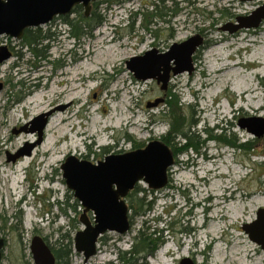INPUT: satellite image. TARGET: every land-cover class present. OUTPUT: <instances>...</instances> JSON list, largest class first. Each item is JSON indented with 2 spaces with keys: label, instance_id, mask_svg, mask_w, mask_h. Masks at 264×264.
Masks as SVG:
<instances>
[{
  "label": "rangeland",
  "instance_id": "rangeland-1",
  "mask_svg": "<svg viewBox=\"0 0 264 264\" xmlns=\"http://www.w3.org/2000/svg\"><path fill=\"white\" fill-rule=\"evenodd\" d=\"M148 2L93 1L91 12L96 10L103 22L93 27L91 35L79 39L70 40L61 17L25 30L19 40L0 36V45L12 54L0 63V237L5 239L0 264H33L29 244L34 235L48 237L49 244L56 247L62 234L72 236L81 229V206L76 211L71 208L74 196L72 199L62 178V160L74 154L95 163L105 155L103 147L110 148L109 153H121L131 150L133 141L160 138L169 129L167 107L163 102L148 108L146 102L161 96L165 99L169 88L178 95L183 119L196 122L194 131L202 139L206 137L203 128L214 129L218 124L238 142L251 140L252 144L242 149L205 138L196 152L188 149L178 154L168 170V183L148 196L155 200L150 213L133 217L123 235L103 233L97 252L85 263L81 254L72 250L69 264L114 262L118 251L131 247L145 219L152 229L168 224L167 234L163 233L162 243L146 264H179L183 257L197 264H242L240 258H244L243 264H264V248L242 229L264 207V134L255 137L238 125L240 118L264 116V21L255 29L244 28L234 34L219 28L225 22L233 23L236 16L251 13L264 0H174L177 9L164 17L167 22L153 18L146 29L141 15L133 14L144 11ZM77 14L67 16L72 19ZM35 30L48 36L38 47L41 55H34L22 42ZM195 33L204 35L209 44L197 52L192 74L171 76L165 91L155 80L138 81L127 70L130 57L152 48L159 54ZM107 40H113L116 52L114 59L104 61ZM98 56L100 63L94 61ZM218 68L225 70L218 72ZM75 86L72 92L78 91L77 99L71 103L72 97L65 94ZM44 112L51 113L43 142L31 155L14 163L7 161L5 152L13 154L36 139V132L15 134L12 128L25 124L29 128V122ZM57 117L65 118L64 122L59 123ZM92 118L97 121L94 128ZM61 128L64 130L59 132ZM77 130L90 135H76ZM215 131L220 133V129ZM24 160L25 165L18 168ZM137 185L148 189L145 182ZM210 185L215 189L211 196ZM23 198L26 201L18 203ZM126 201L128 204L127 196ZM239 202L246 210L232 217L231 206ZM61 208L66 209V215ZM18 211L20 224L14 217ZM156 216L165 222L155 225L152 219ZM75 218L77 223L72 221ZM210 226L215 231L208 234ZM247 250L250 258L244 257Z\"/></svg>",
  "mask_w": 264,
  "mask_h": 264
},
{
  "label": "water",
  "instance_id": "water-1",
  "mask_svg": "<svg viewBox=\"0 0 264 264\" xmlns=\"http://www.w3.org/2000/svg\"><path fill=\"white\" fill-rule=\"evenodd\" d=\"M96 0H0V36H11L19 40L24 31L50 23L55 17L70 15L76 5L84 9V16L91 11V4ZM241 2L246 0H239ZM251 1V0H249ZM264 21V4L258 5L251 13L236 16L235 21L225 22L221 31L229 34L242 29H255ZM204 36L199 33L191 35L179 43H172L169 49L157 54L152 48L142 55L130 57L126 68L136 80L153 79L165 91L171 76L186 72L192 74L193 56L202 47ZM11 51L0 45V63L11 57ZM2 83L0 82V90ZM164 97H156L146 102V107H157ZM51 112L37 115L29 123L12 128V132H36L34 142H26L13 154L6 153V160L14 163L19 157L31 155L35 146L43 142L44 128ZM238 125L251 132L255 137L264 134V116L240 118ZM175 156L169 145L159 138H152L142 148H134L121 153H109L93 163L74 154H68L60 164L62 178L67 189L81 204L79 223L81 229L74 233V251L80 253L83 262H87L97 252V242L104 232L123 235L130 228L129 208L125 197L134 186L145 182L148 189H160L168 183V170L173 166ZM91 215V216H90ZM257 218L251 224H244L242 229L253 242L264 248V207L256 211ZM29 249L34 264H55V258L43 237H31ZM5 239L0 237V260ZM179 264H197L188 257L180 259Z\"/></svg>",
  "mask_w": 264,
  "mask_h": 264
},
{
  "label": "trees",
  "instance_id": "trees-1",
  "mask_svg": "<svg viewBox=\"0 0 264 264\" xmlns=\"http://www.w3.org/2000/svg\"><path fill=\"white\" fill-rule=\"evenodd\" d=\"M171 4H168V2ZM168 4V5H167ZM146 9L142 11L141 9L136 10L134 12V16L136 14L141 15L142 22L144 23V28L147 29L148 23L152 22L153 18H159L167 22L164 17L168 16L169 12L175 13L177 9L176 2L174 0H149L148 4H146ZM150 6V9L148 8ZM71 13H78L75 18L69 19L68 16H61L62 21L68 27V33L71 37L81 38L83 36L91 35L94 26H98L103 22V19L97 13L96 10L90 11L88 16H84V11L81 9L80 5H76ZM223 13V12H222ZM231 15V14H230ZM229 15V16H230ZM146 22V23H145ZM214 22L211 23L212 26ZM31 32V35L24 36L22 42L31 47V51L34 55H41L42 48L38 49L41 46V42L44 39H47V35H39V33ZM28 33V32H27ZM209 42L205 41L202 48L198 51L200 52L203 48H205ZM196 55L194 56V58ZM168 92L165 95L164 106L167 107V124H169V129L166 133L160 136V140L164 141L167 145H169L173 151V155L177 156L178 154L185 153L188 149L191 151L192 149L196 152L199 150L201 145L203 144L205 138L212 140H222L224 143L234 146L236 148L247 149L252 144L251 140L239 141L235 138L233 134H228L227 131L224 130L221 126L217 124L213 129L203 128L202 133L206 135L205 138H201V134L194 131V127L196 122L187 121L184 117H182L180 112V102L176 92L172 91L171 88L167 90ZM190 107V105H189ZM164 109V108H163ZM173 119V120H172ZM172 120V121H171ZM220 129V133H213L212 130ZM132 142V141H130ZM145 143H135L132 142V147L134 148H142ZM110 148L103 147V153H109ZM153 192L151 189L141 188L137 184L134 186L132 191L127 195L128 197V207L131 212L129 215V222L132 224V219L135 216L145 217L146 214L150 213V209L152 208L155 200L153 198H149L148 196ZM72 193V192H71ZM73 197V193L71 194V198ZM73 199V198H72ZM61 204L62 202H57V204ZM80 203L74 198L73 204L71 208L76 211V207L80 208ZM61 213L66 215V209L61 208ZM14 217H17L18 224H20L22 217L20 211L18 214L16 213ZM76 222V218L72 220ZM155 225L156 223H164L165 221L161 218V216H156L153 218ZM149 221L146 219L142 221V225L140 228L136 230V234L133 237L132 245L129 249L118 251L116 254V258L114 262H110L109 264H146L147 257L153 255L154 251L157 250L158 246L162 243V235L168 227V224L163 225L160 228L152 229V225L147 224ZM77 223V222H76ZM72 227L75 226L72 224ZM33 232H37L33 229ZM62 241L57 243L56 247L49 244L48 237L41 236L44 238L46 244L53 253L55 258V264H69V256L72 253L73 247V236H70L68 233H64L61 235ZM101 236L99 240H102ZM161 237V238H160ZM66 240V241H65Z\"/></svg>",
  "mask_w": 264,
  "mask_h": 264
},
{
  "label": "bare ground",
  "instance_id": "bare-ground-1",
  "mask_svg": "<svg viewBox=\"0 0 264 264\" xmlns=\"http://www.w3.org/2000/svg\"><path fill=\"white\" fill-rule=\"evenodd\" d=\"M105 43H107L108 45H105V48H103V55L105 56V60L104 61H106V60H109V59H114L115 58V55H114V53L116 52L115 51V49H114V46L113 45H111L112 43H113V40L112 41H109V40H107ZM104 43V44H105ZM102 58L100 57V56H98L97 58H95V60L94 61H96V62H98V63H100L99 61L101 60ZM218 70V72H222V71H224L225 70V68L224 69H222V68H218L217 69ZM76 89V86L75 87H72V88H70L69 89V91H67L66 92V94H65V96L66 97H72L71 99H70V102L71 103H73L74 101H75V99H77V96H74L75 94H76V92H78V91H75V92H72V90H75ZM64 91V90H63ZM63 91H61L60 93H62ZM252 91H254V89L252 90ZM40 97L39 96H37L36 97V99H39ZM37 106H39V103H37V104H35L34 106H33V108L34 107H37ZM58 119H60V120H58L59 121V123L60 122H64V120H65V118H59V117H57ZM97 123V121H96V118H92V124H91V126L93 127L95 124ZM55 125H57V124H55ZM55 128V127H54ZM94 128V127H93ZM64 129L63 128H61L60 130H59V132H62ZM82 135L84 138H87L88 137V135H90V134H87V132H85V130H77V132H76V135ZM25 161L26 160H24L23 162H19V164L17 165V167L18 168H21L23 165H25ZM183 178L184 179H186L187 177H184L183 176ZM215 189L213 188V186H211L210 185V187H209V190H208V193L210 192V194H209V196H211L212 195V191H214ZM262 203L264 202V199L261 201ZM231 209H232V217H238L240 214L242 215V213L244 212V209L246 210V207L242 204L241 205V203L239 202V203H235V205L234 206H231ZM230 209V210H231ZM230 216V217H231ZM215 231V229H213V227L212 226H210V228H209V230H208V234H211L212 232H214ZM169 251H170V248L168 249ZM252 255H250V251L249 250H247V253H245L244 254V257L246 258H250ZM240 260V262L243 264L244 263V258H240L239 259ZM163 263L164 264H168V262L167 261H163Z\"/></svg>",
  "mask_w": 264,
  "mask_h": 264
},
{
  "label": "flooded vegetation",
  "instance_id": "flooded-vegetation-1",
  "mask_svg": "<svg viewBox=\"0 0 264 264\" xmlns=\"http://www.w3.org/2000/svg\"><path fill=\"white\" fill-rule=\"evenodd\" d=\"M104 155V154H103ZM31 188V187H30Z\"/></svg>",
  "mask_w": 264,
  "mask_h": 264
}]
</instances>
